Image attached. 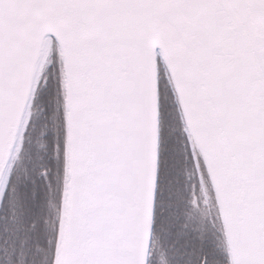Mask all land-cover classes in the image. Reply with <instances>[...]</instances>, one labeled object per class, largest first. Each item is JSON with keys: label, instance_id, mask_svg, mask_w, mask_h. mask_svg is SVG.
Returning <instances> with one entry per match:
<instances>
[{"label": "snow or ice", "instance_id": "6c2138e0", "mask_svg": "<svg viewBox=\"0 0 264 264\" xmlns=\"http://www.w3.org/2000/svg\"><path fill=\"white\" fill-rule=\"evenodd\" d=\"M0 264H264V0H0Z\"/></svg>", "mask_w": 264, "mask_h": 264}]
</instances>
